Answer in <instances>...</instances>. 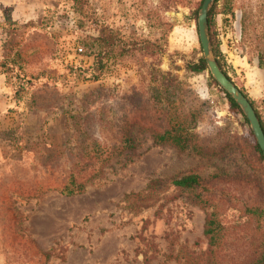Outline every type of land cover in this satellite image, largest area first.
I'll use <instances>...</instances> for the list:
<instances>
[{"label": "rangeland", "instance_id": "1", "mask_svg": "<svg viewBox=\"0 0 264 264\" xmlns=\"http://www.w3.org/2000/svg\"><path fill=\"white\" fill-rule=\"evenodd\" d=\"M202 1L0 0V58L50 72L16 101V79L0 70V264H240L258 254L264 219L249 208H264V160L209 72L187 68L203 57ZM256 1L232 0L231 12L219 0L212 33L264 117V67L238 24ZM105 27L161 51L105 57L103 76L86 79L77 67L93 62ZM175 126L191 136L184 151L154 140ZM189 173L215 192L173 183Z\"/></svg>", "mask_w": 264, "mask_h": 264}, {"label": "trees", "instance_id": "2", "mask_svg": "<svg viewBox=\"0 0 264 264\" xmlns=\"http://www.w3.org/2000/svg\"><path fill=\"white\" fill-rule=\"evenodd\" d=\"M218 1L219 0H215L208 14L209 33L211 37L213 50L215 52V55L217 56L218 63L221 66V68L224 70V72L228 74L227 70L224 68L222 62L218 58L219 55L218 43H216L215 36L212 33L214 17L217 13L220 12L217 7ZM256 2L257 3L255 7H253L251 3H246L241 6V11L239 12L238 24L243 39L251 42H253V40L255 41L256 53L258 55V65L259 67H264V0H257ZM225 4H228L230 7V5L233 6L234 2H232V0H225ZM230 9L232 8L230 7ZM253 10H255L256 13H254ZM230 11L233 12L234 10L232 9ZM254 16H257L256 21L258 22L259 25L258 31H254V32L252 31V33H250V26H251V22L254 21ZM94 41L97 42L99 48L97 49L96 52H94L93 62L88 66L77 67L81 72L84 73V77L86 79H90L94 81L100 79L108 69L107 63L104 60L105 57H108L109 59L120 58L124 55L134 52H137L145 56L150 55L156 57L157 55H159L161 51V47L157 43L148 40L125 41L115 31L107 27L100 28L98 35L94 37ZM187 66L189 70L195 73H200L205 70L209 72L206 61L202 56L198 58V61L192 64H188ZM0 70L7 74L9 81L12 78L16 79L15 81L12 80L9 82L10 84L14 85L13 94H14V99L16 101L21 100L24 94L33 87L46 84L47 82H45L44 78L49 77L46 75L50 73L46 69L38 70V71H27L22 68L16 69L14 65L10 64L8 59L6 58H0ZM155 72H157V74L161 75L162 77H165V73L161 72L159 69H157V67L154 66L153 70H150L149 73L154 74ZM209 75L212 80V83L218 87V83L215 81V79L212 78L210 72ZM219 89L221 90V88ZM241 90L245 93V95L249 98V100L253 104L256 113L261 121L262 127L264 129V117L262 113L255 106L254 101L248 96L246 91L243 88ZM226 96L229 100L231 107L235 108L239 112H242L239 105L234 101V99L231 96H229L227 93ZM250 134L254 138L252 131H250ZM190 139L191 136L189 135L188 131L186 132L184 131V128L176 127V126L170 129H165L163 130V132L154 135L155 142L162 143L165 141H170L181 151H184L188 148V142L190 141ZM253 140H254L253 148L255 152L262 160H264V156L260 146L256 142L255 138ZM173 183L181 188H189L192 190H196L198 196L203 192L209 194L215 192V190L212 187L208 186L204 182L202 177L197 173H189L179 178H175L173 180ZM79 191H81V185L76 188H65V192L67 194H73ZM219 194L221 197H226L228 195V193L225 190H220ZM249 211L251 212V214L260 217V219H264V208H261L260 206L251 207L249 208ZM214 223H215L214 218L207 217L205 223V229H204V234L209 236V244H211L212 246L216 245V241H215L216 238L214 234L215 233ZM258 247L260 250L257 255L244 262H241L240 264H264V238L262 242L258 244Z\"/></svg>", "mask_w": 264, "mask_h": 264}, {"label": "water", "instance_id": "3", "mask_svg": "<svg viewBox=\"0 0 264 264\" xmlns=\"http://www.w3.org/2000/svg\"><path fill=\"white\" fill-rule=\"evenodd\" d=\"M214 2L215 0H203L197 18L198 34L203 58L206 61L210 74L218 85L239 105L264 156V129L256 110L241 88L221 68L213 50L209 33L208 14Z\"/></svg>", "mask_w": 264, "mask_h": 264}]
</instances>
